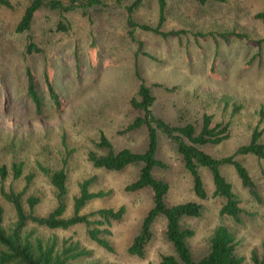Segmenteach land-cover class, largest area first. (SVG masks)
<instances>
[{"label":"rangeland","instance_id":"rangeland-1","mask_svg":"<svg viewBox=\"0 0 264 264\" xmlns=\"http://www.w3.org/2000/svg\"><path fill=\"white\" fill-rule=\"evenodd\" d=\"M0 5V164L23 162V174L33 178L25 195L39 198L34 213L44 215L55 206L54 190L48 170L66 159V215L71 213L72 197L78 183L93 178L89 190L103 191L101 198L88 201L81 212L98 208L124 207L119 220L108 226L112 251L91 241L83 225L66 230L36 228L45 237L58 240L71 238L89 250V254L72 264H158L160 255L173 254L164 235L165 220L158 215L151 225V237L143 255L127 253L126 248L136 234L141 219L151 207V191L142 188L125 190L135 179L140 164H130L118 171L96 168L87 160V153L104 149L95 146L103 133L114 149L127 147L142 151L146 145L144 126L124 133L123 128L140 112L130 105L138 84L148 85L154 97L152 113L180 126L192 123L196 130L201 115H212L211 123L228 122V138L216 145L199 146L209 155L220 158L247 143L250 131L264 110V20L255 16L262 11L264 0L209 1L165 0V21L161 29L178 31L161 37L138 27L128 34L125 7L133 0H77L78 6L67 12L41 7L25 33L14 30L29 0H8ZM66 2V0H60ZM156 0H140L131 19L138 24L156 23ZM63 20L66 31H56ZM241 34L235 37L229 33ZM30 35L40 52L24 54L26 35ZM220 34H226L225 38ZM33 76L42 108L36 113L26 95L24 69ZM58 94L59 106L51 104L43 73ZM226 103V104H224ZM238 108L233 110L232 107ZM264 137V117L261 124ZM156 157L163 167L152 168L151 174L168 184L164 196L167 205L197 201L198 217H183L181 227L193 230L185 242L193 259L207 251L208 238L217 225H224L237 242L236 254L241 264H251L250 252L258 257L264 247V164L251 154L235 158L247 169L259 194L254 200L241 187L230 165L219 167L238 196L240 221L219 214L223 198L212 195L209 171L199 167L207 197L199 200L191 189L189 174L184 169L175 144L157 130ZM5 186L20 190L23 179L8 176ZM6 222L13 219L11 205L0 196Z\"/></svg>","mask_w":264,"mask_h":264},{"label":"trees","instance_id":"trees-1","mask_svg":"<svg viewBox=\"0 0 264 264\" xmlns=\"http://www.w3.org/2000/svg\"><path fill=\"white\" fill-rule=\"evenodd\" d=\"M200 4L209 1L223 2L225 0H195ZM8 0H0V5L9 6ZM86 5L100 3L97 0H87ZM140 3V0H133L125 7L127 17L126 26L131 35L135 27L143 31H149L161 37L175 35L178 31L170 30L165 32L161 29L165 21V0H156V23L154 25L138 24L131 19V13ZM78 6L77 0H29L24 7L14 30L18 33H25L30 25L34 13L41 7H46L59 12H67ZM256 17L264 20V2L262 11L255 14ZM68 25L63 20L55 24L56 31H66ZM230 35L241 37V34L231 32ZM225 38L226 34H220ZM24 54L38 53L40 48L34 43L30 35H26ZM26 81V95L33 104L35 112L40 113L42 102L35 89L33 76L30 70L24 69ZM49 101L55 107L59 106L58 94L48 80L46 73H43ZM154 97L148 85L142 81L138 84L136 94L130 99V105L138 110L137 114L120 133L144 126L146 132V145L142 151H131L127 147L114 149L108 138L99 133L95 146L104 149L103 153L96 154L93 151L87 153V160L93 167L102 168L107 171H118L130 164H140L135 179L125 185V190L135 191L148 188L151 191V207L142 217L136 234L132 237L126 251L130 255L141 257L145 245L151 237V225L154 219L161 215L164 220V235L171 244L173 254H162L158 264H241L242 257L235 252L237 242L231 231L224 225H217L210 237L206 253L198 259H193L186 245V238L193 235V230L181 227L180 220L183 217H198L201 205L197 201H186L173 205H167L164 196L168 184L151 174L152 168L163 167V163L156 157L157 130L163 133L175 144V149L180 155L184 169L187 171L191 181V189L194 195L203 200L207 197L205 187L198 168H206L211 177L213 185L212 195L223 198L219 209L220 215L230 217L233 221H240V214L250 215L239 207V198L233 192L231 184L220 173L219 167L230 165L240 182L249 195L256 201L259 194L245 166L235 156L237 154H251L264 164V137L261 127L264 110L258 111L257 120L254 123L247 143L239 145L229 155L215 158L199 148L201 145H216L228 138V122L211 123L212 115L203 113L200 126L195 129L192 123H185L180 126L170 125L161 118L156 117L151 110ZM226 104V103H224ZM233 106L232 109H237ZM40 172L47 175L49 184L54 190L55 206L46 214L34 213V207L38 204L39 198L36 195L25 192L32 181L33 174H23V162L12 161L9 166L0 164V196L3 201L11 205L13 219L6 222L3 208L0 206V264H72L89 254V250L80 246L76 240L62 238L58 240L55 236H43L36 232V228L48 230H66L76 225H83L87 237L98 246L107 251H112L109 241L105 238L110 234L108 226L112 221L119 220L124 212V207L98 208L86 213L81 210L91 199L101 198L106 193L99 190H89L92 177L78 183L77 193L72 197L71 213L66 215L65 195L66 188V159L62 158L60 165L48 170L41 164H37ZM10 176L12 180L23 179V186L20 190H14L11 185L5 186L4 180ZM251 264H264V247L262 254L258 257L253 251L250 252Z\"/></svg>","mask_w":264,"mask_h":264}]
</instances>
